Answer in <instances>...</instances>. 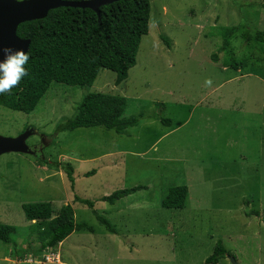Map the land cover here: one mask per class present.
<instances>
[{
	"label": "rangeland",
	"instance_id": "rangeland-1",
	"mask_svg": "<svg viewBox=\"0 0 264 264\" xmlns=\"http://www.w3.org/2000/svg\"><path fill=\"white\" fill-rule=\"evenodd\" d=\"M263 2L149 0L148 32L124 80L101 69L91 86L52 83L28 113L0 107V136L31 129L27 146L41 147L40 156L0 155V222L17 228L0 241V264H232L226 255L205 262L218 240L237 264H264V68L226 64L261 56L239 34L229 41L232 55L219 50L226 28L264 30ZM88 92L124 97L122 115L137 123L119 133L59 131ZM62 162L73 167V189ZM176 184L188 187L184 208H163ZM135 185L146 187L112 205L100 200ZM39 201L50 202L53 215L70 204L75 221L93 231H72L38 255L39 230L21 205ZM251 210L258 215L246 216Z\"/></svg>",
	"mask_w": 264,
	"mask_h": 264
},
{
	"label": "trees",
	"instance_id": "trees-1",
	"mask_svg": "<svg viewBox=\"0 0 264 264\" xmlns=\"http://www.w3.org/2000/svg\"><path fill=\"white\" fill-rule=\"evenodd\" d=\"M149 14V0H118L100 6L99 14L89 8L60 6L50 9L43 18L18 24L17 35L30 40L26 51L29 56L25 65L27 75L10 92L0 94V107L28 113L42 100L52 83L91 86L101 69L113 71L116 74L115 83L121 82L136 61L142 36L148 32ZM237 34L247 44L251 43L252 46L255 44L261 56L251 54L240 60L232 57L226 64L239 69L251 61L253 64L260 62L264 68V30L250 31L247 26L240 23L226 28L219 50L231 52L232 55V51L228 49L229 41ZM213 58H216V55L213 54ZM124 107L125 98L122 96L88 92L77 104L74 114L59 123L57 129L72 131L81 127L102 126L119 133L137 123L135 116L122 115ZM62 169L66 172L70 188L73 189L72 165L62 162ZM145 187L135 185L117 189L103 195L100 200L112 205ZM188 193V187L184 184L171 185L161 198L160 205L166 209H182ZM74 201H80L90 208L94 206L93 201L77 196L74 197ZM21 207L25 219L39 230L38 255L56 248L72 231H93L86 223L75 221L70 204L62 205L54 215L51 203L47 201L25 202ZM92 212L96 214L106 231L115 232L103 216L94 209ZM244 213L246 216L250 213L258 215L255 210ZM261 218L264 221V216ZM16 231V226L0 222V241L9 242L10 236ZM226 253L228 254L226 248L218 240L205 262L217 263Z\"/></svg>",
	"mask_w": 264,
	"mask_h": 264
},
{
	"label": "water",
	"instance_id": "water-1",
	"mask_svg": "<svg viewBox=\"0 0 264 264\" xmlns=\"http://www.w3.org/2000/svg\"><path fill=\"white\" fill-rule=\"evenodd\" d=\"M118 0H0V50L4 48L28 49L30 40L20 38L18 24L43 18L48 11L60 6L89 8L99 14V7ZM2 58V53H0ZM28 129L15 137L0 136V155L7 152L31 153L25 140L32 134ZM232 264H237L231 256Z\"/></svg>",
	"mask_w": 264,
	"mask_h": 264
},
{
	"label": "clouds",
	"instance_id": "clouds-1",
	"mask_svg": "<svg viewBox=\"0 0 264 264\" xmlns=\"http://www.w3.org/2000/svg\"><path fill=\"white\" fill-rule=\"evenodd\" d=\"M0 53H2V58H0V94H4L10 92L27 75L25 65L28 63L29 56L22 49L4 48L0 50ZM46 256L50 258L48 254Z\"/></svg>",
	"mask_w": 264,
	"mask_h": 264
},
{
	"label": "flooded vegetation",
	"instance_id": "flooded-vegetation-1",
	"mask_svg": "<svg viewBox=\"0 0 264 264\" xmlns=\"http://www.w3.org/2000/svg\"><path fill=\"white\" fill-rule=\"evenodd\" d=\"M30 149H31V155H37V156H40V154H39V150L41 149V147L40 148H37V146L35 145V144H33V145H31L30 147H29ZM30 154V153H29ZM42 157V156H41ZM42 160H44V158L42 157ZM47 161H50L49 159H47ZM57 160H56V162L54 163V165L58 168V164H57Z\"/></svg>",
	"mask_w": 264,
	"mask_h": 264
},
{
	"label": "built area",
	"instance_id": "built-area-1",
	"mask_svg": "<svg viewBox=\"0 0 264 264\" xmlns=\"http://www.w3.org/2000/svg\"><path fill=\"white\" fill-rule=\"evenodd\" d=\"M46 258H49L48 256H46Z\"/></svg>",
	"mask_w": 264,
	"mask_h": 264
}]
</instances>
